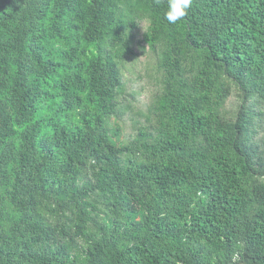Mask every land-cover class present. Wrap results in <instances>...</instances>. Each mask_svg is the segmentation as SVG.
<instances>
[{"label":"trees","instance_id":"trees-1","mask_svg":"<svg viewBox=\"0 0 264 264\" xmlns=\"http://www.w3.org/2000/svg\"><path fill=\"white\" fill-rule=\"evenodd\" d=\"M166 8L0 0V264H264V0Z\"/></svg>","mask_w":264,"mask_h":264},{"label":"rangeland","instance_id":"rangeland-1","mask_svg":"<svg viewBox=\"0 0 264 264\" xmlns=\"http://www.w3.org/2000/svg\"><path fill=\"white\" fill-rule=\"evenodd\" d=\"M148 26V21H143L140 23L139 28L137 30V36L141 39L143 32L146 30ZM138 55L135 58H132L127 63V68L124 72V79L126 82V86L128 89L127 96L130 98L134 97L135 104V112L138 110H146L148 107V102L150 100V96L152 92L156 88V79H155V58L153 53L149 50L142 49L141 47H137ZM131 93L133 95H131ZM239 102V98L234 93L228 102V106L231 109H235L237 103ZM133 116L128 114L123 116L124 122L122 133L124 136H128V134L132 133L135 129L131 119ZM137 119V118H136ZM140 121L143 120V116L140 117Z\"/></svg>","mask_w":264,"mask_h":264},{"label":"clouds","instance_id":"clouds-1","mask_svg":"<svg viewBox=\"0 0 264 264\" xmlns=\"http://www.w3.org/2000/svg\"><path fill=\"white\" fill-rule=\"evenodd\" d=\"M192 2L193 0H167V8L163 18L168 24L176 25L187 16Z\"/></svg>","mask_w":264,"mask_h":264}]
</instances>
